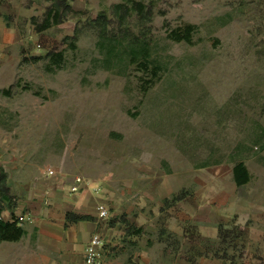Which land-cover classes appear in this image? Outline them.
Wrapping results in <instances>:
<instances>
[{
    "label": "rangeland",
    "instance_id": "374dc122",
    "mask_svg": "<svg viewBox=\"0 0 264 264\" xmlns=\"http://www.w3.org/2000/svg\"><path fill=\"white\" fill-rule=\"evenodd\" d=\"M75 1L57 26L24 29L19 56L0 61L10 193L50 170L122 191L157 169L236 163L264 148V0H143L151 20L115 9L133 0ZM185 24L192 41L172 40Z\"/></svg>",
    "mask_w": 264,
    "mask_h": 264
},
{
    "label": "crops",
    "instance_id": "0c3cea01",
    "mask_svg": "<svg viewBox=\"0 0 264 264\" xmlns=\"http://www.w3.org/2000/svg\"><path fill=\"white\" fill-rule=\"evenodd\" d=\"M50 9L51 0H0V61L19 56L15 50L29 38L24 29L37 26L41 33L62 23L53 22ZM242 161L249 174L244 184L234 177L235 163L180 173L157 169L126 192L107 185L72 193L74 177L54 170L36 181L19 180L11 193L17 204L6 207L2 219L31 215L32 221L19 222L26 231L19 241L0 243V264H84L95 233L104 241L102 264H264V148ZM180 193V200L165 205ZM100 205L109 213L103 220ZM68 213L91 219L70 220ZM221 225L240 226L243 241L221 245ZM241 244L242 259L215 256L221 247L236 256Z\"/></svg>",
    "mask_w": 264,
    "mask_h": 264
},
{
    "label": "trees",
    "instance_id": "16d2710c",
    "mask_svg": "<svg viewBox=\"0 0 264 264\" xmlns=\"http://www.w3.org/2000/svg\"><path fill=\"white\" fill-rule=\"evenodd\" d=\"M52 1V9L48 10V15L52 13V19L54 23H60L65 20L66 15L70 12H73L70 2L72 0H51ZM132 5H128L127 3H119L115 5V9L119 12H123L124 14H130L131 11H134L138 18L141 20H151L154 16L153 6H148L146 3L141 1L133 0L131 1ZM46 28V26L42 27ZM195 31V26L191 24H185L184 28L174 29L169 33V37L177 42H188L192 41L193 35ZM53 53H48L47 56H51ZM56 56V61L60 63L63 60V53H58ZM0 94L4 96H10V89H4L0 91ZM204 167V166H202ZM234 177L238 184H244L249 179L248 171L245 167V164L242 160L235 163L234 166ZM8 171L0 167V243L1 242H16L19 241L26 233L25 229L21 227L19 221L14 219L13 222H6L2 219V212L6 207H14L17 204V199L13 197L10 193V188L8 186ZM184 193H180L179 195L174 196L172 199H166L164 201L165 205H170L178 200ZM67 218L74 221H85L90 220V216L86 215H75L68 213ZM219 237L221 245L227 246L229 240L239 239L243 241V229L240 226H235L233 229H227L223 225L220 226L219 229ZM238 255L230 256L227 252V248L221 247L220 250L217 251L216 255L219 258L231 259L233 262L235 258L242 259L243 258V245L241 244L240 248L237 249Z\"/></svg>",
    "mask_w": 264,
    "mask_h": 264
},
{
    "label": "built area",
    "instance_id": "2783aa9c",
    "mask_svg": "<svg viewBox=\"0 0 264 264\" xmlns=\"http://www.w3.org/2000/svg\"><path fill=\"white\" fill-rule=\"evenodd\" d=\"M53 172H51L52 174ZM88 185V181L80 176H74V184L71 186V192L76 193L83 190V187ZM94 191H100V188H94ZM109 213L104 205L99 206V218L101 220L108 218ZM20 223L24 221L31 222L32 217L31 215H22L18 218ZM104 241L103 238L98 234L95 233L89 243L87 244L85 250V258L84 264H102V253H103Z\"/></svg>",
    "mask_w": 264,
    "mask_h": 264
}]
</instances>
